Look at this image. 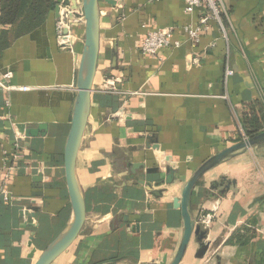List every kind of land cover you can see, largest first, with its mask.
<instances>
[{
  "label": "crops",
  "instance_id": "0c3cea01",
  "mask_svg": "<svg viewBox=\"0 0 264 264\" xmlns=\"http://www.w3.org/2000/svg\"><path fill=\"white\" fill-rule=\"evenodd\" d=\"M116 2L99 1L96 74L76 160L86 218L52 264H170L183 234L174 201L204 162L241 142L238 124L248 107H264V0H224V33L211 20L198 43L181 27L196 25L203 9L187 16L182 0ZM56 20L53 10L24 34L0 25V72L11 70L13 86L31 89L0 91V165L12 168V201L0 198V264H34L71 220L63 153L83 23L71 25L73 47L61 50ZM169 27L179 46L141 55L146 33ZM226 69L233 72L227 80ZM109 79H118L115 94L104 91ZM39 125L46 126L43 137H25L23 130ZM168 168L173 184L157 187ZM189 210L195 225L202 215L214 218L201 227L203 258L192 235L179 264H264V144L206 172Z\"/></svg>",
  "mask_w": 264,
  "mask_h": 264
},
{
  "label": "water",
  "instance_id": "95a60500",
  "mask_svg": "<svg viewBox=\"0 0 264 264\" xmlns=\"http://www.w3.org/2000/svg\"><path fill=\"white\" fill-rule=\"evenodd\" d=\"M71 10H80L82 12L83 23V43L80 60L78 64L76 78V96L74 99L71 125L64 145L63 164L64 179L68 198L71 206V220L67 226L57 235L41 252L34 264H52L58 257L66 252L69 247L77 240L81 233L86 218V208L83 192L79 186L76 177V160L81 146L83 134L88 122L91 105V93L94 77L96 74L98 51H99V1L100 0H68ZM112 7L116 5V0H104ZM61 0L56 1L54 9L58 18V6ZM46 131L45 125H39L36 129L23 130L25 137L37 138L43 137ZM151 143L156 142V137L149 139ZM264 144V132L254 138L242 141L223 152L211 157L204 162L184 185L180 198L174 201L180 208L183 221V234L178 250L170 264H179L184 256L191 236L193 235L198 250L196 258H203L207 252V245L204 243L206 232L201 230L200 225H195L189 210L191 193L199 179L209 170L222 164L228 159H232L238 154L245 153L256 146ZM159 169H148L147 174H156ZM168 175L160 185L170 186L174 181V172L171 168L167 169ZM41 175L34 177V181H40ZM139 185L144 186L145 190L153 195L161 196L163 191L154 192L151 186H145L143 181H138Z\"/></svg>",
  "mask_w": 264,
  "mask_h": 264
},
{
  "label": "built area",
  "instance_id": "2783aa9c",
  "mask_svg": "<svg viewBox=\"0 0 264 264\" xmlns=\"http://www.w3.org/2000/svg\"><path fill=\"white\" fill-rule=\"evenodd\" d=\"M182 2L183 12L187 16L193 15L198 9H203L204 11V14L200 16L196 25L187 24L181 27L183 33L189 40L198 43L201 35L207 30L208 22L211 20L218 23L224 33V21L228 18L224 0H182ZM58 7V18L55 23L56 43L61 50H71L75 41L74 35L71 32V25L74 23H82V12L80 10H71L68 0H61ZM173 32L174 29L172 27L147 32L140 46L141 55L156 56L161 49L178 47L179 43L172 41ZM195 63H197L196 60ZM232 75L233 72L226 69L224 74L225 80ZM12 78L13 73L11 70L6 69L5 71L0 72V91L11 93L28 92L31 90L29 87L13 86L11 84ZM117 83L118 79L107 80L104 91L108 94L117 93ZM238 134L241 138V142L248 140L243 131L241 122L238 124ZM11 170L12 168L7 167V163L5 162L4 165H0V173H5L4 182L0 187V198L5 204L12 201V197L6 189V182L9 179V172ZM213 218L214 214L208 213L202 215L199 219L200 227L207 229Z\"/></svg>",
  "mask_w": 264,
  "mask_h": 264
},
{
  "label": "trees",
  "instance_id": "16d2710c",
  "mask_svg": "<svg viewBox=\"0 0 264 264\" xmlns=\"http://www.w3.org/2000/svg\"><path fill=\"white\" fill-rule=\"evenodd\" d=\"M55 6L56 0H0V25L16 26L18 34L28 33L40 26ZM241 124L248 139L264 132V107L260 104L248 107Z\"/></svg>",
  "mask_w": 264,
  "mask_h": 264
}]
</instances>
